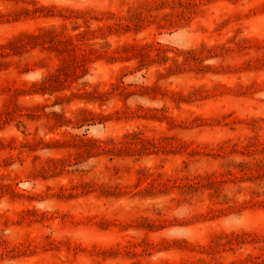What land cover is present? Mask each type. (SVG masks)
Segmentation results:
<instances>
[{
    "label": "rangeland",
    "instance_id": "obj_1",
    "mask_svg": "<svg viewBox=\"0 0 264 264\" xmlns=\"http://www.w3.org/2000/svg\"><path fill=\"white\" fill-rule=\"evenodd\" d=\"M0 264H264V0H0Z\"/></svg>",
    "mask_w": 264,
    "mask_h": 264
}]
</instances>
